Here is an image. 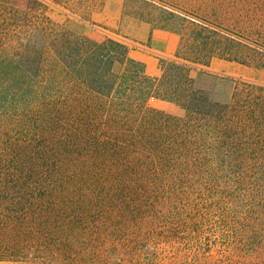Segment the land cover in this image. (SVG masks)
Segmentation results:
<instances>
[{
  "label": "trees",
  "instance_id": "trees-1",
  "mask_svg": "<svg viewBox=\"0 0 264 264\" xmlns=\"http://www.w3.org/2000/svg\"><path fill=\"white\" fill-rule=\"evenodd\" d=\"M170 2L154 77L66 0H0V261L135 264L211 224L264 257V82L206 69L264 68V0Z\"/></svg>",
  "mask_w": 264,
  "mask_h": 264
},
{
  "label": "rangeland",
  "instance_id": "rangeland-1",
  "mask_svg": "<svg viewBox=\"0 0 264 264\" xmlns=\"http://www.w3.org/2000/svg\"><path fill=\"white\" fill-rule=\"evenodd\" d=\"M170 1L174 0H120L114 7L112 4L106 6L109 0H66L65 4L51 5L49 14L55 20H67L78 29L97 28L113 38L121 36L135 39L141 34L138 22H144L154 30L161 31L167 30L169 25H176V20H167L168 15L157 7L161 4L168 5ZM115 11L118 13V19L114 24H109L108 19ZM131 43L136 46L130 48H141L139 43L134 41ZM218 59L214 57L206 69L221 75L264 82V68L229 61L220 62ZM191 74L197 78L199 84H202L198 70H192ZM148 105L165 109L168 104L165 100L150 98ZM211 225L207 226L205 232L204 229L199 231L196 228L181 229L182 235L179 236L184 238L174 242L148 244L143 248V254L135 264H264V257L257 258L255 255L259 254L254 251L251 256L244 253L240 255L241 252L221 236L214 225ZM191 235L195 236L192 240ZM147 251L150 252L146 253ZM0 264L23 263L0 261Z\"/></svg>",
  "mask_w": 264,
  "mask_h": 264
},
{
  "label": "crops",
  "instance_id": "crops-1",
  "mask_svg": "<svg viewBox=\"0 0 264 264\" xmlns=\"http://www.w3.org/2000/svg\"><path fill=\"white\" fill-rule=\"evenodd\" d=\"M120 0H109V3L116 7ZM118 19V13L109 17L108 23L114 24ZM137 26L141 29V34L138 38H126L130 42L134 41L141 45V48L134 49L129 47V55L141 61L144 64L145 72L150 76H159V62L163 58H174L178 49L180 35L169 30H154L151 26L144 22H138ZM220 62L225 60L218 59ZM212 61V60H211ZM224 64V63H221Z\"/></svg>",
  "mask_w": 264,
  "mask_h": 264
},
{
  "label": "built area",
  "instance_id": "built-area-1",
  "mask_svg": "<svg viewBox=\"0 0 264 264\" xmlns=\"http://www.w3.org/2000/svg\"><path fill=\"white\" fill-rule=\"evenodd\" d=\"M115 39L119 40L120 42L126 44L128 47L130 46H136L135 44L131 43L129 40H127L126 38L124 37H121V36H115Z\"/></svg>",
  "mask_w": 264,
  "mask_h": 264
}]
</instances>
